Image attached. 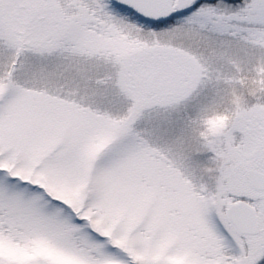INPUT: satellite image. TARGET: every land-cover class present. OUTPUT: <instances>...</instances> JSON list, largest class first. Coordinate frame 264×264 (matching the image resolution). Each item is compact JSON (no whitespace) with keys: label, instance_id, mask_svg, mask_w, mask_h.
Returning a JSON list of instances; mask_svg holds the SVG:
<instances>
[{"label":"snow or ice","instance_id":"obj_1","mask_svg":"<svg viewBox=\"0 0 264 264\" xmlns=\"http://www.w3.org/2000/svg\"><path fill=\"white\" fill-rule=\"evenodd\" d=\"M0 264H264V0H0Z\"/></svg>","mask_w":264,"mask_h":264}]
</instances>
